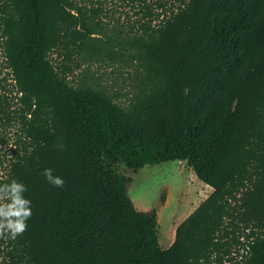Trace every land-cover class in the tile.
Instances as JSON below:
<instances>
[{"label": "trees", "instance_id": "16d2710c", "mask_svg": "<svg viewBox=\"0 0 264 264\" xmlns=\"http://www.w3.org/2000/svg\"><path fill=\"white\" fill-rule=\"evenodd\" d=\"M118 1L131 14L109 27L106 0H0V184L32 208L0 264H264V0ZM53 52L130 65L128 105ZM172 160L213 190L162 248L128 189Z\"/></svg>", "mask_w": 264, "mask_h": 264}, {"label": "rangeland", "instance_id": "374dc122", "mask_svg": "<svg viewBox=\"0 0 264 264\" xmlns=\"http://www.w3.org/2000/svg\"><path fill=\"white\" fill-rule=\"evenodd\" d=\"M80 2L82 3V1ZM125 11H129L131 14L129 6H120L118 0H106L102 15L109 23V27L112 25L119 27L118 24L121 21L126 23ZM104 13H107V15L105 16ZM111 16L113 18H110ZM132 17L134 16L132 15ZM115 18H118V21ZM51 58L60 67H62V63L73 67V71L69 72L67 76L71 84L76 85L81 81H87L109 91L115 96L114 100L120 105H128L133 90V76L130 75L132 70L130 65L121 62H110L107 59L104 62L95 60L89 62L82 59L81 55L73 56L69 62L55 52L51 54ZM1 60L0 53V63ZM77 63L80 65L75 66ZM8 88L12 89L10 86ZM12 95H15L14 92H12ZM15 101L16 99H14ZM13 131H15L13 124L6 127L7 142L2 143L0 141V156L3 154L9 155L12 147ZM0 175L2 176L1 173ZM132 177L133 182L129 187L131 199H135L133 195L140 193L137 196L139 201L143 205L145 204V206L157 210L158 236L161 246L167 231H170L172 227L182 221L198 206L199 202L206 198L205 190L201 186L203 182L195 176L185 161H166L162 166H157V164L144 165L133 173ZM161 197L164 198L163 202ZM5 202V198L0 197V204ZM6 231L0 230V239L5 238Z\"/></svg>", "mask_w": 264, "mask_h": 264}, {"label": "clouds", "instance_id": "9594fccd", "mask_svg": "<svg viewBox=\"0 0 264 264\" xmlns=\"http://www.w3.org/2000/svg\"><path fill=\"white\" fill-rule=\"evenodd\" d=\"M43 175L57 187L64 185V179L53 175L51 168L43 169ZM26 191V185L15 178L0 184V197L6 198V202L0 204V230H7L12 239L26 230L27 220L32 215L31 200L24 195Z\"/></svg>", "mask_w": 264, "mask_h": 264}, {"label": "crops", "instance_id": "0c3cea01", "mask_svg": "<svg viewBox=\"0 0 264 264\" xmlns=\"http://www.w3.org/2000/svg\"><path fill=\"white\" fill-rule=\"evenodd\" d=\"M180 160H178V162H179ZM167 162H169V161H167ZM166 162H161V163H158L157 164V166H162V164H165ZM154 165V164H153ZM132 182H133V180H132ZM132 184V183H131ZM201 186H202V189L203 190H205V192L204 193H206V195H205V197H207V195H209L211 192H212V190H213V188L210 186V185H208V184H205V183H201ZM129 190H130V188L128 189V192H129ZM133 197H135V199L134 198H132L133 199V203H134V205H135V207L137 208V209H139V210H146V209H149L150 207L149 206H145V205H143V203H141L138 199H139V197H137V196H135V195H133ZM140 202V203H139ZM200 203V202H199ZM198 203V204H199ZM158 216V215H157ZM181 222V221H180ZM179 222V223H180ZM178 223V224H179ZM177 224V225H178ZM177 225H175L174 227H172V229H170V231H167V233H166V235H165V238H164V240H163V245L161 246L162 248H167V247H169L170 245H171V243L173 242V240H174V235H175V229H176V226Z\"/></svg>", "mask_w": 264, "mask_h": 264}, {"label": "bare ground", "instance_id": "6f19581e", "mask_svg": "<svg viewBox=\"0 0 264 264\" xmlns=\"http://www.w3.org/2000/svg\"><path fill=\"white\" fill-rule=\"evenodd\" d=\"M182 173H183V172H182ZM139 194H140V193H139ZM139 194H138V195H139ZM138 195H137V193L135 194V196H138ZM138 200H139V199H138ZM139 203H140V202H139ZM144 205H145V204H144ZM190 209H191V208H190Z\"/></svg>", "mask_w": 264, "mask_h": 264}]
</instances>
